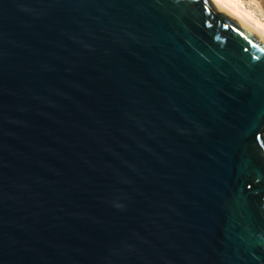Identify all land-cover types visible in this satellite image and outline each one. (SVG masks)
Returning a JSON list of instances; mask_svg holds the SVG:
<instances>
[{"label":"water","instance_id":"1","mask_svg":"<svg viewBox=\"0 0 264 264\" xmlns=\"http://www.w3.org/2000/svg\"><path fill=\"white\" fill-rule=\"evenodd\" d=\"M0 264H264V38L212 0H0Z\"/></svg>","mask_w":264,"mask_h":264},{"label":"bare ground","instance_id":"2","mask_svg":"<svg viewBox=\"0 0 264 264\" xmlns=\"http://www.w3.org/2000/svg\"><path fill=\"white\" fill-rule=\"evenodd\" d=\"M218 7L264 38V23L240 0H212Z\"/></svg>","mask_w":264,"mask_h":264},{"label":"rangeland","instance_id":"3","mask_svg":"<svg viewBox=\"0 0 264 264\" xmlns=\"http://www.w3.org/2000/svg\"><path fill=\"white\" fill-rule=\"evenodd\" d=\"M264 23V0H240Z\"/></svg>","mask_w":264,"mask_h":264}]
</instances>
